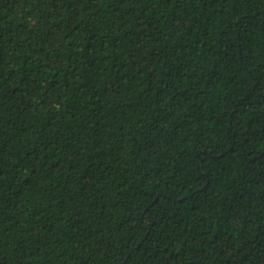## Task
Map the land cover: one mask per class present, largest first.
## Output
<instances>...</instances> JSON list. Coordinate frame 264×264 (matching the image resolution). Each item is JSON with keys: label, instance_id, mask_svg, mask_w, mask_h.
<instances>
[{"label": "trees", "instance_id": "trees-1", "mask_svg": "<svg viewBox=\"0 0 264 264\" xmlns=\"http://www.w3.org/2000/svg\"><path fill=\"white\" fill-rule=\"evenodd\" d=\"M0 264H264V0H0Z\"/></svg>", "mask_w": 264, "mask_h": 264}]
</instances>
